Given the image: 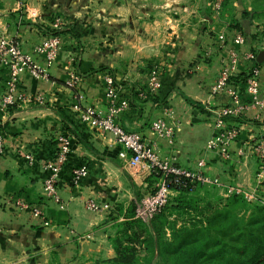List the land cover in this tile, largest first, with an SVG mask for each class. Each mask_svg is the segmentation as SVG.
Listing matches in <instances>:
<instances>
[{
    "label": "crops",
    "instance_id": "obj_1",
    "mask_svg": "<svg viewBox=\"0 0 264 264\" xmlns=\"http://www.w3.org/2000/svg\"><path fill=\"white\" fill-rule=\"evenodd\" d=\"M164 1H150L149 8H141L140 20L134 28H124L129 37H123V28L116 29L109 16V6L105 14L104 8L83 0H0V36L16 41L41 69L39 77L27 71L21 75L19 86L26 99L7 109L0 107V132L4 136L0 157V264H22L18 262L23 254L28 257L38 247L40 251L50 249L52 243H74L81 238V243L87 242V236L99 233L98 225L105 217L104 212L87 209V200L112 205L133 198L136 184L123 169L120 145L110 133L80 122L79 112L73 108L79 103L106 111V75L113 77L128 99L120 125L139 132L161 158L191 169L203 160L201 171L217 177L227 190L250 182L255 163L251 145L264 137V108L250 105L246 91H240L234 79L217 93H212L210 86L229 48L235 47L237 34L246 39L243 45H236L241 62L233 76L246 72L252 59L243 57L252 54L256 58L264 45L249 40L248 33L236 27L224 26L214 35H207L208 30L196 34L191 15L195 10L187 6L181 9L174 4L176 0ZM61 14L68 23L58 32L61 46L55 61L47 64L35 49L51 29V17ZM101 17H107V21ZM220 25L211 22V27ZM151 61L159 62L164 69L160 90L141 100L136 91L144 86ZM256 68L259 98L264 100V62ZM72 76L76 78L73 89L66 84ZM7 79V70L0 66V97ZM232 90L246 108L237 115H221L231 102ZM187 98L199 102L204 111ZM158 118H171V138L150 129V121ZM227 128H233L235 135L228 143L229 156L224 158L219 154L218 137ZM72 130L88 145L78 141ZM62 135L70 138L71 149L55 186L56 201L43 192L48 173L43 165L57 152ZM75 167L87 169L77 185L70 182ZM10 196L38 204L49 224L43 226L29 212L6 203Z\"/></svg>",
    "mask_w": 264,
    "mask_h": 264
},
{
    "label": "built area",
    "instance_id": "obj_2",
    "mask_svg": "<svg viewBox=\"0 0 264 264\" xmlns=\"http://www.w3.org/2000/svg\"><path fill=\"white\" fill-rule=\"evenodd\" d=\"M233 43H235V47L229 48L221 62L216 79L210 86L212 93H217L227 87V82L236 73L238 64L241 62L240 52L236 45L241 46L245 43L243 36L237 34ZM60 46L61 38L59 35L51 33L43 36L35 51L44 56L47 64H51L55 61ZM253 57L252 54H247L243 58L249 60L253 59ZM0 66L4 67L8 72L5 89L0 97V107L7 109L19 104L28 97L19 86L21 75L27 71L33 77H39L41 76V69L33 63L30 56L21 50L19 44L7 35L0 36ZM258 74V69L254 68L252 73L246 78L245 91L249 96V104L263 109L264 100L259 98ZM66 84L69 87H75L76 78L72 76L66 81ZM160 86L159 73L152 71L146 81V90L143 93L141 92L140 95L146 97L147 94H154L160 89ZM120 89L121 87L113 77L106 75L104 79V97L107 110L101 111L94 105L82 107L79 103H75L73 108L79 112L80 122L95 131L108 132L114 137L116 143L121 147L119 156L123 162V169L139 188L148 184L147 180L153 173H161V176L153 183L152 193L141 199L140 208L137 209V216L142 212L141 217L148 219L160 210L177 192L172 187V184L180 185L183 179L205 186L218 185L219 180L217 177L201 171L200 168L204 165L203 160L197 162V168L195 169L172 164L168 160L161 158L153 146L147 143L139 132L122 127L119 123V118L128 109L129 103L128 99L120 93ZM230 98V104L221 110V115H237L246 108L240 103L239 95L234 90L230 91ZM220 122L219 120L218 123ZM149 127L160 136L171 138L173 135V127L166 119L158 118L152 120ZM234 135V129L227 128L218 137L219 151L224 158L229 156L227 143ZM259 140L257 149L264 153V137ZM70 149V138L66 135L59 136L57 152L51 159L46 160L43 165L44 170L48 172L43 180V192L46 197L53 198L56 201L58 197L55 186ZM3 152L4 136L0 132V157ZM28 159L31 160V157H28ZM86 175L87 169L85 167L72 168L70 182L77 185ZM6 203L17 210L29 212L34 218L39 219L43 226L49 224L38 204H33L18 196L8 197ZM86 208L94 212L108 213L111 210V205L98 202L95 199H89L86 202Z\"/></svg>",
    "mask_w": 264,
    "mask_h": 264
},
{
    "label": "rangeland",
    "instance_id": "obj_3",
    "mask_svg": "<svg viewBox=\"0 0 264 264\" xmlns=\"http://www.w3.org/2000/svg\"><path fill=\"white\" fill-rule=\"evenodd\" d=\"M83 1L85 3L89 2V4H93L96 7L98 6L100 8H104L105 14H107V6H109L111 11L109 16L114 19L112 21L115 24L116 29L123 28V31L121 30L123 37H129V33L126 35L127 31H124V28L129 29L131 26L134 28L135 24H137V20H140L142 11L141 8H149V4L161 2V0ZM165 1L171 2V0ZM174 4L179 6L181 9L187 6L190 9L193 8L195 10L191 15H193V23L195 28L194 31L196 34H199L200 30L201 32L208 30L207 35H214L216 34V30L219 32L224 28V26H226L227 29L231 27L233 28V24L236 21H239V23H243L244 25H241L242 27L237 31H241V33H248L247 35L249 40L255 41L260 45H264V0H176ZM113 10H115V13H112ZM145 11L146 10L144 9L142 13L144 14ZM246 13H250V17L244 16ZM97 17L98 16H96L95 19H97ZM100 19L104 22L107 21V17L106 19H103L102 17ZM212 21H217L221 25L211 27ZM67 23V17L63 14L52 16L49 23L51 29H49L48 34H58L57 32L62 30L61 27L67 25ZM202 27L203 29H201ZM117 34L119 33H115V36H117ZM245 39L246 38H244V41ZM148 70L146 81L148 75L152 71L158 72L160 79H162L164 69L161 68L159 62L151 61V65ZM229 81L227 84H229ZM145 90L146 82L143 87H139L136 91V95H138L141 100L146 99L151 95L147 94V97H144V95L141 96L140 93H143ZM79 97L80 95L77 94V99H79ZM167 115H165V117ZM168 120L172 124L171 118H168ZM259 139H257V141L251 145V150L253 151L252 155L254 156L255 163L253 165L251 179L248 184H245V186L233 185L234 188L228 190L227 188L221 187L220 183L215 186H200L194 193L186 195L188 198H196L198 200L197 204L199 205L205 202H211L214 207L219 209L221 208L227 213H225L227 217L222 216L221 218L215 220L213 225H218L225 219H245L251 213V207L253 205L261 206L262 210L259 217L264 219V153L257 149V145L260 141ZM219 154L221 156L220 151ZM220 158V160L223 159L222 157ZM153 183V180H149L148 184L144 187H141L140 190L136 185H134V196L131 200H127L126 198L125 203L116 202L112 204L110 212L105 213L103 222L98 225L100 228L99 233L92 237L87 236V242L81 243L84 240V238H81L79 241L74 243H66L62 245L59 243H52V247L46 250L43 249L44 251H40L41 248L38 247L34 252L28 255V257L23 254L21 261L18 263L111 264L109 259L114 256V251L109 237L114 236L117 230V224L123 220V215L127 214L126 210L133 206L135 216L142 220L144 224H147L155 214L154 213L148 219L141 217L142 212H140V215L137 216V209L140 208L141 199L147 194L152 193ZM232 195H236L240 199L245 200L248 204L243 206L241 203H238L237 200L235 201L232 198ZM186 212L187 211H183L182 213H173L169 217V220L175 221L177 226L185 222L187 223L189 219L195 215V213L193 211ZM226 220L224 222H226ZM88 234L91 235L90 232ZM149 234L150 237L148 236L143 239L142 241L144 242L137 249L138 255L141 258L140 264H191L196 262L195 256L204 246L203 238L178 245L176 242L171 241L169 230L165 227H159L157 234H154L150 230ZM155 236L157 237L158 241V253L156 252V247L154 246ZM29 256L30 259L28 260ZM245 258L246 256H240V259L236 260L235 263L245 264L243 261H241L245 260ZM204 259L205 258H201L200 260H197L196 263L215 264L218 262V260L203 261ZM213 261L217 262L214 263Z\"/></svg>",
    "mask_w": 264,
    "mask_h": 264
},
{
    "label": "trees",
    "instance_id": "obj_4",
    "mask_svg": "<svg viewBox=\"0 0 264 264\" xmlns=\"http://www.w3.org/2000/svg\"><path fill=\"white\" fill-rule=\"evenodd\" d=\"M249 15L250 13H246L244 16L250 17ZM233 25L238 29L241 28L237 21ZM258 65L260 63L256 61L254 56L246 72L238 73L229 80L234 79V83L239 85V90L245 91L246 78ZM187 100L191 105L204 111L199 102L189 98ZM72 133L78 141L88 145L77 131L72 130ZM160 176V172L153 173L147 182L149 180L155 182ZM200 186L205 185L189 182L187 179H183L180 185L172 184L177 192L153 215L147 224L135 216L133 206L129 207L126 210L127 214L123 215V220L117 224L114 236L109 237L114 251V256L109 259V262L111 264H140L141 258L137 249L144 242L142 240L150 237V230L157 234L159 227H165L169 230L171 241L178 245L203 238L204 246L195 256L196 262L205 258L203 261L218 260V262L213 261L214 263L217 262L215 264H236L235 261L240 259V256H246L245 260H241L245 264H264V219L259 217L262 210L261 206L253 205L251 213L245 219H225L226 222L224 220L218 225H213L215 220L226 216L227 213L221 208L214 207L211 202L199 205L196 198L186 197V195L197 191ZM232 198L243 206L248 204L236 195H232ZM183 211H193L195 215L187 223L179 226L175 221L169 220L173 213H182ZM154 246L158 253L156 236ZM196 262L191 264H197Z\"/></svg>",
    "mask_w": 264,
    "mask_h": 264
},
{
    "label": "water",
    "instance_id": "obj_5",
    "mask_svg": "<svg viewBox=\"0 0 264 264\" xmlns=\"http://www.w3.org/2000/svg\"><path fill=\"white\" fill-rule=\"evenodd\" d=\"M256 61L258 63H263L264 62V49L260 50L256 56Z\"/></svg>",
    "mask_w": 264,
    "mask_h": 264
}]
</instances>
